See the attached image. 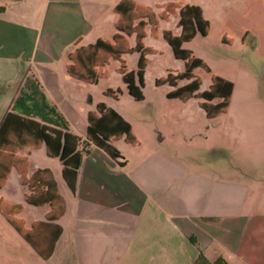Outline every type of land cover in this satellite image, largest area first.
Returning a JSON list of instances; mask_svg holds the SVG:
<instances>
[{"label": "crops", "instance_id": "obj_1", "mask_svg": "<svg viewBox=\"0 0 264 264\" xmlns=\"http://www.w3.org/2000/svg\"><path fill=\"white\" fill-rule=\"evenodd\" d=\"M156 1L158 7H198L208 23L205 40L218 47L235 43L264 64V0ZM119 2L0 0V124L9 112L42 123L54 118L47 116L50 108L71 134L85 138L75 91L87 83L67 73L68 54L102 40L103 31L113 36ZM241 66L233 67L235 79H251L252 73L241 75ZM187 105L175 113L179 121L191 115ZM237 128L230 158L212 145L205 156L187 160L176 145L192 138L173 129L160 132L156 141L168 144L156 150L125 143L124 136L110 138L117 159L92 145L78 146L73 192L60 193L52 176L62 214L26 229L47 223L59 231L47 259L34 253L47 264H264V159L252 156L250 143H240ZM41 147L45 151L42 143L26 144L14 155ZM61 170L60 164L66 186ZM44 206L47 213V204L36 207Z\"/></svg>", "mask_w": 264, "mask_h": 264}, {"label": "rangeland", "instance_id": "obj_2", "mask_svg": "<svg viewBox=\"0 0 264 264\" xmlns=\"http://www.w3.org/2000/svg\"><path fill=\"white\" fill-rule=\"evenodd\" d=\"M142 2V5L138 6L150 11L152 22L145 21L141 28L143 37L140 43L145 50V67L140 88L141 99L135 100L127 94L120 74L121 66L125 72H135L138 54L135 52L122 54L120 59L116 60L105 53H100L99 60H106V62L96 67V82L81 86L79 93L75 91V99L84 108V112L81 113L84 123H86V114L88 112L97 114L96 105L101 103L129 124L134 143L127 142L123 137L125 143L145 149L153 147L155 148L153 150L161 149L162 144L164 146L168 144L167 141L162 144L156 141L160 132L167 133L172 129L177 132L184 131L192 139L189 142H179L176 147L179 152L184 153L187 160L205 156V149L212 145L222 148L223 157H233L235 153L231 146L236 141L238 133L235 134V128L238 127L237 129L241 132L239 134L240 143H250L253 149L252 156L264 159V64H261L256 57L250 60V54L245 51L244 54L235 43L218 47L212 38L205 40L196 35L189 42L183 43L181 48L203 64V67H198L192 72L199 82L198 92L208 90L211 77L215 74L223 76L224 81L227 79L226 81L232 86L227 107L224 112L212 119H207L200 108V100L195 98L186 101L167 99V93L187 83L183 80L177 81L175 86H169L167 83L155 86V82L165 79L168 73L176 75L184 70L183 62L173 58L168 45L162 38L163 32H168L171 36L179 34L176 26L177 13H168L165 18H161L162 6L158 7L156 0H142ZM137 24L138 21L135 20L131 25L136 27ZM101 36L104 42L113 44L108 31H103ZM122 37L124 47L132 49L135 46V34ZM241 61L244 62V66ZM237 63L242 64L239 69L241 75L252 73L251 79H235L232 70ZM134 84L138 85L136 78H134ZM107 89L114 92L116 98L106 94ZM186 102L188 103L186 109L192 113L185 118L186 120L179 121L175 113ZM217 102L219 99L213 100L212 104ZM111 143L115 144V141ZM120 143L122 142L116 144L120 145ZM14 159L24 160L26 177L37 168L40 170L49 168L48 170L53 172V175L49 172L51 177L58 178L55 180H58L59 192L64 194L70 191L58 175L60 167L58 159L47 157L44 148L29 150L28 153L21 151L11 156H0V168L2 165H8L7 175L0 187V203L7 207L18 208L13 218L19 220L23 229L26 230L32 222L45 221L47 208L46 206L34 207L25 203L24 196L27 188L19 183L16 168L12 165ZM0 264H47L37 257L31 247L6 222L1 213Z\"/></svg>", "mask_w": 264, "mask_h": 264}, {"label": "trees", "instance_id": "obj_3", "mask_svg": "<svg viewBox=\"0 0 264 264\" xmlns=\"http://www.w3.org/2000/svg\"><path fill=\"white\" fill-rule=\"evenodd\" d=\"M161 8V18H165L168 13H177L176 26L179 29V34L171 36L168 32H163L162 38L168 45L173 58L183 62L184 70L176 75L168 73L165 79L156 81L155 86L163 83L175 86L177 81H187L185 85L167 93L166 98L181 101L190 98L198 99L205 117L212 119L225 111L232 86L229 82L212 76L208 90L198 92L199 82L192 72L198 67H203V64L181 48L183 43L189 42L196 35L204 37L208 31V23L202 18L201 11L196 6L166 4ZM167 8L168 10H166ZM171 10L172 12H170ZM114 12L118 15V20L115 23V33L112 36L113 44L96 40L91 45L76 47L68 54L67 73L77 80L94 84L97 80L96 67L102 66L106 62V60H99L100 53L119 60L122 54L135 52L138 54L135 72H125L121 66L120 74L127 94L135 100H140V88L145 67V50L140 43L143 37L141 28L145 21L152 22V16L148 9L136 5L131 0H120L114 7ZM135 20L138 21V24L136 27H132L131 24ZM130 34H135V46L132 49H128L122 44V36ZM134 78L138 85L134 84ZM105 93L116 98V94L108 89ZM215 99H219V102L212 104ZM96 109L98 115L88 113L86 116V131L83 140L71 134L64 122L55 116L54 111L50 108H47V116L50 115L54 118L41 119L42 123L9 112L0 124V156H11L26 144L37 146L42 143L46 155L57 158L60 162L62 179L67 188L73 192L76 170L81 160L78 146L92 145L102 150L111 159H117L120 155L109 143L110 138L124 136L127 142L134 143L130 126L126 121L114 111L106 109L101 103L96 105ZM12 165L15 166L19 175L20 184L27 188V193L24 196L25 203L34 207L47 204L49 211L45 214V221H55L62 214L63 204L50 173L47 170L37 169L29 177H26L23 159H14ZM2 166L0 168V187L8 171V165ZM17 212V207H7L0 203V213L5 220L41 259H47L59 231L46 228L47 223H34L30 230H25L21 222L13 218ZM199 259H203L201 255H199ZM211 264L225 263L221 259H217Z\"/></svg>", "mask_w": 264, "mask_h": 264}]
</instances>
